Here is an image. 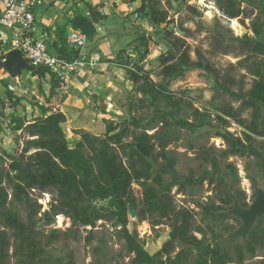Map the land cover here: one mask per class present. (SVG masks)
I'll return each instance as SVG.
<instances>
[{"label":"trees","instance_id":"1","mask_svg":"<svg viewBox=\"0 0 264 264\" xmlns=\"http://www.w3.org/2000/svg\"><path fill=\"white\" fill-rule=\"evenodd\" d=\"M140 1L142 5L136 13L148 18L156 29L153 34L134 40L143 50L140 62L124 59L126 50L118 54L119 62L103 57L100 61L119 63L126 70L135 91L142 95L138 106L148 110L145 115L131 116L124 124L107 121L103 136L76 132L80 140L72 146L64 130L67 122L64 112L39 104L41 116L28 121L25 115L17 112L25 98L17 96L10 85L3 82L7 101L14 109L10 127L14 132H25L29 139L21 154L3 151L0 155V225L5 228L0 230V264H11L13 257L15 264H65L64 257L48 251L58 241V231L53 230L45 237L38 230L41 225L54 224L60 215L72 223L64 233L66 240L71 238L73 231L78 232L82 227L95 228L99 221L112 224L117 239L124 242L127 253L133 255L129 264H244L248 256L255 257L259 250L264 252V218L257 220L245 242L236 240L222 247L219 237L231 234L236 230L235 224L242 225V222L213 201L201 203L202 222L211 232H215V226L221 229L219 236L215 235L213 243H209L203 225H195L196 213L187 207L178 208L172 195L174 188L179 194H185L208 182L215 186L220 201L227 206L233 205L236 198L247 207V194L232 186L240 180L236 167L229 163L225 171L221 168V160L232 156L251 159L246 166L248 173L253 168L264 177V46L257 41L264 32V0H217L220 10L232 20L252 19L258 11L252 19L254 36L234 37L229 31L220 30L216 34L217 45L212 52L236 53L240 58L225 75L202 54L198 53L197 59L191 57L184 39L174 35L175 21L168 19V12L159 7V0ZM172 1L186 3V0H167L169 4ZM243 4L252 10H246ZM193 11L196 12L194 8ZM108 17L97 6L86 3L85 9H81L76 4L67 23L46 27L50 38L48 51H54L55 56L68 62L77 60L80 50L68 43L69 29L81 30L89 41H94L98 25L105 23ZM178 30L187 33L183 27ZM154 35L167 46V51L158 58L162 78L159 82L141 65L150 53ZM4 59L5 55L0 59L2 69ZM193 70L203 71L217 95L229 98V103L212 107L217 114V126L212 124L209 111L194 108L183 95L178 97L169 90L172 82ZM236 70H244L252 78L249 89L233 76ZM30 73L39 80L50 76L51 94L47 98L50 103L61 87L57 76L43 67L32 68ZM234 103H239L240 108ZM6 105L7 102H1L0 119L5 116ZM185 106L192 109V121L184 115ZM133 108L130 104V110ZM245 112L249 113L248 118ZM231 120L243 128L244 138L227 130ZM183 129L194 134L215 135L227 144L219 155L205 149L200 151L198 159L203 162L204 169L197 177L193 172L188 175L178 172L176 153L169 149L173 142L181 139ZM154 130V134L149 133ZM258 140L261 144L256 146ZM207 164H211V169ZM248 179L255 190L259 186L257 177L249 174ZM135 185L141 188V198L135 193ZM33 191L56 195L49 210L41 213L42 206L33 197ZM19 207L27 212L26 219L21 216ZM130 215L141 222L150 220L154 226L167 223L170 227L169 239L155 254L149 253L138 233L130 230ZM92 236L90 233L88 242ZM103 248V244L98 246L96 254H101ZM257 264H264V259Z\"/></svg>","mask_w":264,"mask_h":264},{"label":"rangeland","instance_id":"2","mask_svg":"<svg viewBox=\"0 0 264 264\" xmlns=\"http://www.w3.org/2000/svg\"><path fill=\"white\" fill-rule=\"evenodd\" d=\"M159 2V7L168 12V19L175 21L174 35L184 39L190 49L191 57L197 59L198 53L202 54L211 61L221 75H225L231 65L236 66L240 58L236 53L225 55L212 52L217 45L216 34L219 30L224 33L229 31V34L234 37H242L246 34L254 36L252 19L258 14V11L254 12L252 19L239 17L232 20L220 10L217 0H186L185 4L174 1L169 4L167 0H159ZM86 3L97 6L102 13L109 15L105 23L98 25L94 41H88V49L99 54L101 58L115 62H119L118 54L121 50H126V53L123 54L124 59L128 58L130 62H140L143 50L139 43H134V40L141 35L149 36L156 30L148 18L141 17L136 13L142 5L140 0L136 2H132V0H45L43 5L35 9L34 36L43 40L47 46L50 45V38L45 32L46 27L53 28L57 24L67 23L73 16V6L75 8L77 4L79 8L85 9ZM193 8L196 12L193 11ZM243 8L248 11L252 10L245 4H243ZM179 27L185 28L187 33L180 32ZM156 40L160 39L154 35V41L150 42V53L141 65L151 74L154 81L159 82L162 78L159 75L161 63L158 58L167 51V46L161 40L160 43H156ZM229 43H231L230 40ZM53 53L54 51L51 54ZM234 72L233 76L237 81L242 80L246 89H249L253 80L246 74V71L236 70ZM3 82H7L17 96L25 98L17 107V112L21 116L25 115L28 121L32 122L41 116L39 104L49 107L52 111L64 112L67 116L64 130L72 146L74 142L80 140V136L76 132L87 131L97 136H103L107 121L124 124L125 121H129L131 116L139 118L148 112L138 106V100L142 95L135 91L132 81L127 78L126 70L119 63L100 61L83 68L79 74L72 76L68 88L60 87L56 90L50 103H47L52 86L49 75L45 80H39L31 75L30 70L25 69L20 77H13L0 68V106L2 101L7 102L4 110L5 116L0 119V155L3 154V151L12 155L21 154L25 147V141L29 139L25 132H14L10 127L11 114L14 109L7 101ZM213 87L203 71L193 70L172 82L169 90L178 97L183 95L194 108H199L202 112L209 111L212 124L217 126L219 124L216 118L217 114L212 107L219 106L223 102L229 103V98L217 95ZM130 104L134 107L132 110H130ZM233 105L240 108L239 103ZM191 114L190 106H185L184 115L192 121ZM244 116L248 118L249 113L245 112ZM227 130L235 136L244 138L243 128L232 120ZM130 131H133L132 126H130ZM155 131L149 133L154 134ZM260 142V140L256 141V146H259ZM226 148V142L220 137L210 134H194L186 129L181 131V139L169 146V149L176 153L178 172L183 175L193 172L196 177L204 169L203 162L198 159L201 150L205 149L219 155L220 151ZM251 161L249 158L239 156L221 160V168L224 171L227 164H234L240 180L232 186L243 190L247 194L249 202L255 198V192L248 179L249 174L256 176L259 186L264 188V177L256 169H250V173L246 170L247 164ZM206 166L211 169V164ZM134 190L137 197L141 198V188L135 185ZM172 195L178 208L187 207L196 213L195 225H203L206 229L207 240L209 243H213L214 236H219L220 226H215V232H211L206 223L202 222V208L199 205L213 201L226 210H231L233 205L227 206L220 201L215 186L208 182L193 192L188 190L185 194H179L177 188H174ZM55 196L49 192L33 191V197L42 206L41 213L50 209V203ZM19 212L26 219L27 212L23 207H19ZM129 218L130 230L138 233L139 238L145 242V249L149 253L155 254L169 239L170 227L167 223L154 226L150 220L141 222L133 215H130ZM240 225L236 223V229ZM71 226L70 219L60 215L54 224L41 225L38 228L45 237L50 236L53 230L58 231V241L50 246L48 251L55 256L64 257L65 264H129L133 259V255L127 253L125 243L119 241L115 236V227L112 224L99 221L95 228L82 227L78 232L73 231L71 238L66 240L64 233ZM2 229L5 228L0 225V230ZM90 233H93V236L88 242ZM228 235L223 234L219 238L221 241H225ZM236 240L242 242L241 239ZM101 244L104 245L103 251L101 254H96L95 249ZM179 250L180 248L177 252ZM12 253L13 248L10 250V254ZM263 258L264 252L259 250L255 257L248 256L244 264H257L258 260ZM10 261L11 264L16 263L14 257Z\"/></svg>","mask_w":264,"mask_h":264},{"label":"built area","instance_id":"3","mask_svg":"<svg viewBox=\"0 0 264 264\" xmlns=\"http://www.w3.org/2000/svg\"><path fill=\"white\" fill-rule=\"evenodd\" d=\"M45 0H0V57L21 50L32 68H47L57 76L61 88H68L73 75L100 62L101 56L88 49V36L70 28L68 43L80 50L77 60L68 62L48 51L46 43L34 36L35 9ZM8 47V49H6Z\"/></svg>","mask_w":264,"mask_h":264},{"label":"water","instance_id":"4","mask_svg":"<svg viewBox=\"0 0 264 264\" xmlns=\"http://www.w3.org/2000/svg\"><path fill=\"white\" fill-rule=\"evenodd\" d=\"M257 41L264 46V32ZM3 69L11 76L20 77L25 69L31 70L32 66L24 58L22 51L16 49L6 54ZM262 106L264 107V104ZM230 214L238 218L242 225L221 242L222 247L234 243L236 239L245 241L257 220L264 218V188L260 186L255 188V199L247 208H243L240 201L235 199Z\"/></svg>","mask_w":264,"mask_h":264},{"label":"flooded vegetation","instance_id":"5","mask_svg":"<svg viewBox=\"0 0 264 264\" xmlns=\"http://www.w3.org/2000/svg\"><path fill=\"white\" fill-rule=\"evenodd\" d=\"M260 187H261V186H260ZM254 192H255V190H254ZM235 199H236V198H235ZM235 199H234V200H235ZM254 199H255V198H254ZM239 201H240V200H239ZM250 203H251V202H249L248 199H247V204H248V206H249ZM240 204H241V206L243 207L241 201H240ZM233 206H234V203H233ZM248 206H247V207H248ZM247 207H243V208H247ZM232 209H233V208H232ZM232 209H231V210H232ZM231 210H229V213H230ZM230 215H231V214H230ZM232 216H233V215H232ZM234 217H235V216H234ZM240 226H241V225H240ZM237 229H238V228H237ZM237 229H236V230H237ZM247 238H248V237H247ZM241 240H242V239H241ZM246 240H247V239H246ZM246 240H245V241H246ZM245 241L242 240V242H245ZM235 242H236V241H235ZM235 242H234V243H235ZM263 259H264V258H263ZM260 260H262V259H259L258 261H260Z\"/></svg>","mask_w":264,"mask_h":264},{"label":"crops","instance_id":"6","mask_svg":"<svg viewBox=\"0 0 264 264\" xmlns=\"http://www.w3.org/2000/svg\"><path fill=\"white\" fill-rule=\"evenodd\" d=\"M79 80V79H78Z\"/></svg>","mask_w":264,"mask_h":264}]
</instances>
